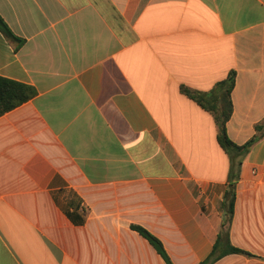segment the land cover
<instances>
[{"label": "crops", "instance_id": "1", "mask_svg": "<svg viewBox=\"0 0 264 264\" xmlns=\"http://www.w3.org/2000/svg\"><path fill=\"white\" fill-rule=\"evenodd\" d=\"M0 76L37 91L0 116V264H201L230 158L181 91L236 72L227 123L264 122V0H0ZM237 183L232 243L264 264V129ZM247 261H249L247 263Z\"/></svg>", "mask_w": 264, "mask_h": 264}, {"label": "trees", "instance_id": "2", "mask_svg": "<svg viewBox=\"0 0 264 264\" xmlns=\"http://www.w3.org/2000/svg\"><path fill=\"white\" fill-rule=\"evenodd\" d=\"M0 31L10 40L20 41L10 30L8 25L0 16ZM236 82V72L232 70L228 77L219 82L215 88L208 92H201L182 86L181 91L190 99L194 100L203 109L210 112L217 124V139L220 146L226 151L230 158V172L228 177V189L225 192L221 205L223 221L219 231L217 242L209 257L201 264H215L228 255H243L256 257L251 252L235 246L231 241L230 227L235 217L237 201V183L240 178L242 164L251 147L262 137L264 122L258 125L257 134L248 142L239 145L233 142L227 132V123L233 113L231 94ZM37 94L35 88L11 79L0 76V116L28 102ZM143 235L161 255L166 264H174L167 253L163 242L140 226H133Z\"/></svg>", "mask_w": 264, "mask_h": 264}, {"label": "rangeland", "instance_id": "3", "mask_svg": "<svg viewBox=\"0 0 264 264\" xmlns=\"http://www.w3.org/2000/svg\"><path fill=\"white\" fill-rule=\"evenodd\" d=\"M249 261H247V263H248Z\"/></svg>", "mask_w": 264, "mask_h": 264}]
</instances>
